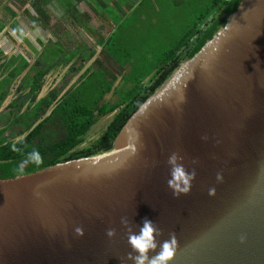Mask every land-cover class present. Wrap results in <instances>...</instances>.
<instances>
[{
  "label": "water",
  "instance_id": "obj_1",
  "mask_svg": "<svg viewBox=\"0 0 264 264\" xmlns=\"http://www.w3.org/2000/svg\"><path fill=\"white\" fill-rule=\"evenodd\" d=\"M174 153L194 173L177 195ZM144 217L174 235L169 264H264V0H240L112 150L0 178V264H131Z\"/></svg>",
  "mask_w": 264,
  "mask_h": 264
},
{
  "label": "trees",
  "instance_id": "obj_2",
  "mask_svg": "<svg viewBox=\"0 0 264 264\" xmlns=\"http://www.w3.org/2000/svg\"><path fill=\"white\" fill-rule=\"evenodd\" d=\"M194 2L195 4L192 0L189 1L188 12L196 17L188 32L174 48L165 51L161 61L153 67L147 82L143 84L150 71L128 79V84L131 83L132 86L124 94H121V86L125 84L122 81L123 75L108 74L107 70L98 66L93 70L91 67L85 69L77 77L75 84L64 90L61 97L58 98V92L63 84L34 101L49 67L29 68L18 85L19 92L25 88L28 92L22 99L11 100L0 111V178L27 174L66 160L112 150L117 133L130 115L181 62L192 57L224 26L240 0ZM13 62L15 66L9 75L0 80V106L8 94L12 80L28 67L26 60L19 57L14 58ZM82 67L83 65L71 66L69 69L77 72ZM122 69L119 67L120 71ZM135 70L132 67L133 74H130L134 75ZM118 76H122L119 84L113 87ZM108 92L116 96L114 100H104V95ZM24 104L25 110L20 113ZM114 110L116 112L102 132L89 144L80 146L96 121Z\"/></svg>",
  "mask_w": 264,
  "mask_h": 264
},
{
  "label": "crops",
  "instance_id": "obj_3",
  "mask_svg": "<svg viewBox=\"0 0 264 264\" xmlns=\"http://www.w3.org/2000/svg\"><path fill=\"white\" fill-rule=\"evenodd\" d=\"M0 1V80H4L15 66L14 58L19 57L28 63V67L12 80L7 96L10 92L15 96L8 103L16 99L17 95L22 99L28 92L27 88L19 92L18 85L29 68L49 67L47 73H50L56 64L70 67L83 65L86 66L85 69L91 67L92 70L102 66L108 74L123 75L127 66H138V62L130 61L131 58L127 57L129 52L126 38L117 36L116 32L124 29L128 39L129 30L131 32L143 25L139 13L142 4L145 3L147 9L153 12H158L162 5L158 0ZM182 1L169 0L166 5L172 7ZM133 15H138L141 20H133ZM128 18L131 20L127 22ZM161 26L165 28L164 36L167 38L168 24L159 25ZM180 39L172 43L169 49L174 48ZM146 49L148 54L151 48ZM164 53L165 50H160L154 66L159 63ZM9 62L12 63L9 65ZM119 67L123 69L120 71ZM84 70L76 72L68 69L67 76H79ZM120 78L121 76H118L117 80L120 81ZM66 85L64 84L58 92V98L61 97L60 93L67 89ZM57 86L55 87L58 89ZM41 88L34 101L46 96L53 89L41 94Z\"/></svg>",
  "mask_w": 264,
  "mask_h": 264
},
{
  "label": "rangeland",
  "instance_id": "obj_4",
  "mask_svg": "<svg viewBox=\"0 0 264 264\" xmlns=\"http://www.w3.org/2000/svg\"><path fill=\"white\" fill-rule=\"evenodd\" d=\"M189 1L191 0H183L180 4L178 3V1L175 5L169 7L166 5V2H169V0H158V2H162V5L159 7L160 10L158 12H153L147 9V5L144 3L142 4V8H140L139 12L143 21L142 27L139 26L136 30H133L131 32L129 30L128 39L127 34L123 32L124 29H122L120 32H116L117 36H124L126 38V41L128 42L127 51L129 52V55L127 57L129 59L131 58L130 61L139 63L138 66L136 65L126 67L123 77L121 76L123 83H125L121 86L123 90L121 94H124L126 90L131 88L132 86L131 83L128 84V79H132V77L137 78V74H147L145 72L151 70L149 75L145 78L143 84L147 82L151 76L153 67H155L153 63L157 59L160 50H168L171 47L172 43L177 42L180 38H182L185 33L188 32L187 30L193 24L194 19L196 17L192 12L188 13V11L190 10ZM172 2H175V0H172ZM192 3L195 4L194 0H192ZM135 19L139 21L141 20L138 15H133V20ZM130 20L131 18H128L126 21L128 22ZM162 24H168L169 30L167 38L164 36L165 28L163 26L159 27V25ZM146 47L151 48L148 54H146ZM152 54L155 55L153 56V58L150 59L149 57ZM69 67V65L56 64L55 67H53V69L51 70V72L47 73L45 77L42 78V88L40 90L41 94H44L51 88L57 86L56 84H58L57 87L61 86L62 84L63 87L64 84H67L65 88L73 86L77 81L76 79L78 74L74 75L73 77L67 76ZM132 67H135L136 69L134 71V75H131L133 74V72L131 73ZM85 68L86 66H83L79 71H82ZM68 77L70 78L68 79ZM65 78L68 79V81ZM66 81L67 83H65ZM118 82L119 81L116 80L113 83V87H117L119 84ZM63 92L64 91L60 93V96L63 94ZM13 96H15V94L13 92H10V95L7 96L6 99L2 102L0 109L5 108V105L10 99H12ZM115 97L116 96H114L111 92H108L104 95V100H114ZM115 112L116 110L98 119L96 123L86 133L84 141L81 143L80 146H85L89 144L92 140H94L102 132V130L108 124Z\"/></svg>",
  "mask_w": 264,
  "mask_h": 264
},
{
  "label": "clouds",
  "instance_id": "obj_5",
  "mask_svg": "<svg viewBox=\"0 0 264 264\" xmlns=\"http://www.w3.org/2000/svg\"><path fill=\"white\" fill-rule=\"evenodd\" d=\"M168 164L170 165V173L167 184L173 188V195L186 193L194 173L185 170L183 165L178 162L175 153L169 157ZM121 222L122 224L128 223L124 218ZM75 231L77 234H83L80 228ZM106 235L109 238L113 237L115 229H107ZM160 235V229L154 225L153 220L144 217L140 222L138 231L133 232L129 229L127 242L130 251L124 259L131 261V264H169L175 250V237L170 235L168 239L158 241L157 237ZM157 249L159 250L157 251Z\"/></svg>",
  "mask_w": 264,
  "mask_h": 264
},
{
  "label": "flooded vegetation",
  "instance_id": "obj_6",
  "mask_svg": "<svg viewBox=\"0 0 264 264\" xmlns=\"http://www.w3.org/2000/svg\"><path fill=\"white\" fill-rule=\"evenodd\" d=\"M16 99H20V96H16ZM4 109V108H3ZM3 109H0V111H2ZM24 110H25V108L24 107H22V109H21V111H20V113L23 111L24 112Z\"/></svg>",
  "mask_w": 264,
  "mask_h": 264
}]
</instances>
